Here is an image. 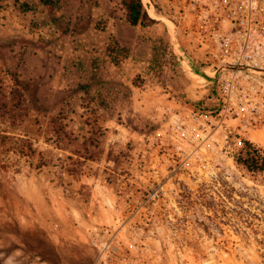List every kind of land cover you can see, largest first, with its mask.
Listing matches in <instances>:
<instances>
[{
  "label": "rangeland",
  "instance_id": "obj_1",
  "mask_svg": "<svg viewBox=\"0 0 264 264\" xmlns=\"http://www.w3.org/2000/svg\"><path fill=\"white\" fill-rule=\"evenodd\" d=\"M57 1L0 0V264H95L104 242L136 264H264V169L241 161L264 157V96L208 116L221 103L180 65L189 0H142L136 26L123 0Z\"/></svg>",
  "mask_w": 264,
  "mask_h": 264
},
{
  "label": "built area",
  "instance_id": "obj_2",
  "mask_svg": "<svg viewBox=\"0 0 264 264\" xmlns=\"http://www.w3.org/2000/svg\"><path fill=\"white\" fill-rule=\"evenodd\" d=\"M189 7L193 20L182 33L190 51H183L181 68L211 85L207 99L222 106L208 116L233 118L253 96H264V0H189ZM179 13L183 21L185 10ZM200 110L194 115L202 116ZM98 247L95 264L137 263L127 253L117 254L111 242Z\"/></svg>",
  "mask_w": 264,
  "mask_h": 264
},
{
  "label": "trees",
  "instance_id": "obj_3",
  "mask_svg": "<svg viewBox=\"0 0 264 264\" xmlns=\"http://www.w3.org/2000/svg\"><path fill=\"white\" fill-rule=\"evenodd\" d=\"M39 3L47 8L50 15H53L54 11L58 7L57 0H39ZM122 4L127 12V20L131 26L147 25L151 22V19L146 11L142 0H123ZM65 32H69L68 28L64 29ZM106 52L114 65H119L122 60L127 59L130 56V47L122 46L116 38L110 37L109 44ZM249 147L247 152L248 158L241 160L248 169H264V157H261L259 153L252 148L251 144L246 143ZM255 151V152H254ZM263 161V162H262ZM261 163V164H259Z\"/></svg>",
  "mask_w": 264,
  "mask_h": 264
},
{
  "label": "crops",
  "instance_id": "obj_4",
  "mask_svg": "<svg viewBox=\"0 0 264 264\" xmlns=\"http://www.w3.org/2000/svg\"><path fill=\"white\" fill-rule=\"evenodd\" d=\"M150 2H154L155 3V1L154 0H152V1H150ZM135 53H134V49H132V55H134ZM126 60V62H128V59H125ZM133 61V60H132ZM134 62V61H133ZM135 63V62H134ZM137 66H138V64H137Z\"/></svg>",
  "mask_w": 264,
  "mask_h": 264
}]
</instances>
